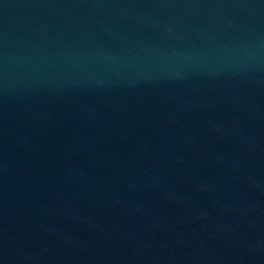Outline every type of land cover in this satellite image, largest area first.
<instances>
[{
    "label": "water",
    "instance_id": "obj_1",
    "mask_svg": "<svg viewBox=\"0 0 264 264\" xmlns=\"http://www.w3.org/2000/svg\"><path fill=\"white\" fill-rule=\"evenodd\" d=\"M0 264H264V0H0Z\"/></svg>",
    "mask_w": 264,
    "mask_h": 264
}]
</instances>
